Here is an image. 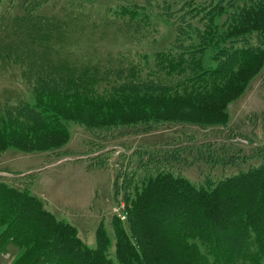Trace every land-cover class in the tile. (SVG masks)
I'll list each match as a JSON object with an SVG mask.
<instances>
[{
	"label": "trees",
	"instance_id": "16d2710c",
	"mask_svg": "<svg viewBox=\"0 0 264 264\" xmlns=\"http://www.w3.org/2000/svg\"><path fill=\"white\" fill-rule=\"evenodd\" d=\"M50 1L10 0L14 12H0L4 33L0 61L25 67L22 76L28 89L33 85L45 97L71 93L75 99L47 105L35 94L32 103L23 101L25 97L0 103V108L14 107L6 110L9 114L17 112L24 118L9 133L0 130V154L9 145L45 151L66 144L69 132L48 125V110L92 128L153 120L225 124L230 119L229 104L264 67V0H150L160 15L173 22L171 54L163 56L169 61L188 60L185 69L190 75L184 78L197 85L188 91L179 90L183 83L143 80L122 62L113 67V58L101 63L99 56L81 66L72 64L68 56L54 60L51 52L65 41L70 25L45 15ZM92 2L57 0L54 6H71L73 19H83L85 5ZM131 6L139 8L137 2ZM128 9L117 11V20ZM254 36L258 43H251ZM208 50L215 64L205 66ZM110 82L114 83L111 92L97 99L95 90H104ZM6 118L1 121L11 123L19 115ZM135 189L126 197L130 233L115 222L116 259L107 253L104 228L97 230V246L91 247L41 198L0 180V252L12 243L20 245L33 227L38 236L33 255L26 258L29 264H255L264 257V161L207 184L159 169Z\"/></svg>",
	"mask_w": 264,
	"mask_h": 264
},
{
	"label": "rangeland",
	"instance_id": "374dc122",
	"mask_svg": "<svg viewBox=\"0 0 264 264\" xmlns=\"http://www.w3.org/2000/svg\"><path fill=\"white\" fill-rule=\"evenodd\" d=\"M56 1L46 5L45 15L57 21L58 17L62 18L70 27L65 41L51 52L54 60L68 56L72 64L81 66L102 56L99 62L113 58L111 66L124 64L140 73L137 75L143 80L159 78L170 84L183 83L178 88L186 91L197 86L194 80L184 78L190 75L185 69L187 59L164 60L163 54H171L174 25L171 19L160 15L150 0H93L84 8L91 18L82 16L83 19H73L71 6L55 7ZM132 2L138 3L137 10L131 6ZM10 5V0H2L0 12L13 13ZM124 7L129 8L128 13L117 20L116 12ZM174 9L176 16L178 6ZM2 36L4 33L0 32ZM257 40L254 36L251 43H258ZM212 54L211 50L207 51L205 66L215 64ZM23 68L14 61H0V103L18 97L28 98L23 101L32 103L35 94L47 105L54 104L53 100L68 103L75 99L71 93L45 97L44 92L34 91L33 85L28 89ZM109 75L113 76V72ZM113 84L95 90L99 92L95 97H106ZM13 108L7 105L0 108V130L6 133L24 120L20 113L6 111ZM229 113L230 119L225 124L153 120L92 128L48 110L45 113L48 125L69 132V141L45 151H23L9 145L0 154V180L41 198L58 219L74 225L78 235L91 247L97 246V230L104 228L109 241L107 253L117 259L115 222H121L130 233L126 197L133 195L145 178L166 169L196 184H207L208 180L216 182L264 161V67L243 94L229 104ZM15 115H19L18 121ZM7 116L15 120L2 122ZM37 236V231L30 227L20 245L12 243L0 252V264H29L26 258L33 255ZM255 264H264V257Z\"/></svg>",
	"mask_w": 264,
	"mask_h": 264
}]
</instances>
